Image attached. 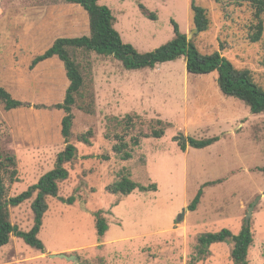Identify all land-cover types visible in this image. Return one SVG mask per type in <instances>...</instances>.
Instances as JSON below:
<instances>
[{"label": "rangeland", "instance_id": "1", "mask_svg": "<svg viewBox=\"0 0 264 264\" xmlns=\"http://www.w3.org/2000/svg\"><path fill=\"white\" fill-rule=\"evenodd\" d=\"M196 2L207 9L206 32L193 33L191 0H100L112 10L123 41L139 51L172 39L174 19L187 36L193 33L201 53L220 51L264 87V12L255 42V0ZM141 5L157 19L147 17ZM88 35V13L77 4L0 0V87L24 103L7 110L0 100V152L16 156L18 172L15 181L6 176L8 197L36 184L66 147L65 112L55 107L70 84L64 63L53 57L32 68V62L58 38ZM70 53L85 79L70 138L78 157L65 165L70 175L59 183L58 197L48 198L39 233L45 252L12 235L0 248V264H235L229 243L213 244L210 255L195 261L198 238L224 228L239 233L256 202L248 264H264V112L254 114L243 101L224 95L218 72L188 73L184 57L155 69L129 70L112 56L75 48ZM128 114L137 122L131 130L121 125ZM157 119L169 124L164 135L141 138L133 147L132 136ZM85 134L88 142L80 139ZM117 135L130 144L128 159L115 150ZM215 136L220 140L206 148L181 147L188 137ZM123 174L148 189L114 192ZM208 182L216 183L204 187L191 211ZM33 199L9 206L11 222L21 230L33 226ZM98 215L108 225L102 238ZM61 254L67 258L52 256Z\"/></svg>", "mask_w": 264, "mask_h": 264}, {"label": "trees", "instance_id": "2", "mask_svg": "<svg viewBox=\"0 0 264 264\" xmlns=\"http://www.w3.org/2000/svg\"><path fill=\"white\" fill-rule=\"evenodd\" d=\"M67 3L77 4L87 11L89 16L90 35L76 38H58L43 54L38 55L32 62L34 68L39 63L58 57L65 66L66 74L69 79V86L62 103L55 107L62 109L65 116L62 119L61 133L66 141V147L59 152L55 166L50 171L43 174L36 184L30 186L20 194L8 197L6 187V176L12 180L17 179V160L13 154H4L0 152V248L7 245L12 235L22 238L29 246L45 252V245L39 238V233L43 226L44 216L49 210L48 198L58 197L59 183L69 178V170L66 164L74 161L78 157V148L70 142L72 136V127L74 121L73 107L82 93L85 85L84 75L81 66L70 53L71 48L84 49L99 55L112 56L120 61L122 65L129 70L135 69H155L159 64L178 60L182 57L186 60V69L190 74L202 75L212 72H218V85L224 95L234 97L243 101L254 114L264 112V87L258 85L250 70H239L234 64L225 57L220 51L211 54H203L199 51L194 40L188 39L187 34L183 33L179 24L173 19L174 37L152 51L141 52L134 45L123 41L120 32L115 28V16L112 10L100 4V0H64ZM143 13L155 20L157 16L150 12L148 8L141 5ZM190 7L193 12V22L195 29L199 32H206L210 26L207 9L196 0H191ZM255 18L259 21L257 31L253 36V41L260 40L263 32L262 14L264 12V0H255ZM0 100L4 103L7 110H12L23 106V102L14 99L10 92L0 87ZM134 117L128 114L121 125L128 130L136 127ZM162 119L151 121L148 128H141L140 133L131 138V144L139 146L141 138L162 137L167 127ZM91 134L92 132H88ZM81 141L88 142V137L82 135ZM118 144L115 150L122 155V159L131 157L129 146L124 135H117ZM220 137H210L196 139L188 137L187 141L181 142L184 151L187 145L202 149L215 144ZM128 149V150H127ZM264 174V167L261 168ZM208 182L203 185L195 198L189 205L191 211H195L204 195V187L215 184ZM114 192L130 195L135 189L147 190L148 187L141 186L131 179L128 174L117 181L112 187ZM33 199L31 208L34 214V223L30 230L25 231L11 222L9 206L18 207L24 202ZM62 200H66L61 198ZM70 198L68 201H72ZM97 231L102 238L108 225L105 217L98 215ZM215 243H229L232 245L231 257L235 264H248L250 248L254 243V234L252 221H246L237 234L230 229L224 228L218 232H208L201 234L198 238L197 252L195 261H201L211 254V246Z\"/></svg>", "mask_w": 264, "mask_h": 264}, {"label": "water", "instance_id": "3", "mask_svg": "<svg viewBox=\"0 0 264 264\" xmlns=\"http://www.w3.org/2000/svg\"><path fill=\"white\" fill-rule=\"evenodd\" d=\"M197 32H198V31L195 30L193 33H197ZM193 33H191V34L188 36V39H189V40L192 38V34H193ZM184 141H186V139H184ZM256 204H257V202L254 203V204L249 208V212H248V215H247V221L251 220V217H252V214H253V210H254ZM182 217H184V214L182 215ZM52 256H53V257L58 256V257H64V258H67V257H65V255H63V254H61V255H52Z\"/></svg>", "mask_w": 264, "mask_h": 264}, {"label": "crops", "instance_id": "4", "mask_svg": "<svg viewBox=\"0 0 264 264\" xmlns=\"http://www.w3.org/2000/svg\"><path fill=\"white\" fill-rule=\"evenodd\" d=\"M211 250V249H210Z\"/></svg>", "mask_w": 264, "mask_h": 264}]
</instances>
